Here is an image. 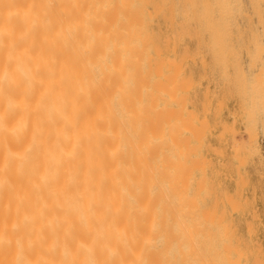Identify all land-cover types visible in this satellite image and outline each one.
<instances>
[{"label":"bare ground","instance_id":"1","mask_svg":"<svg viewBox=\"0 0 264 264\" xmlns=\"http://www.w3.org/2000/svg\"><path fill=\"white\" fill-rule=\"evenodd\" d=\"M148 1L0 0V264H243Z\"/></svg>","mask_w":264,"mask_h":264},{"label":"rangeland","instance_id":"2","mask_svg":"<svg viewBox=\"0 0 264 264\" xmlns=\"http://www.w3.org/2000/svg\"><path fill=\"white\" fill-rule=\"evenodd\" d=\"M148 2L150 12L155 5L162 12L153 25L156 40L170 44L166 54L176 63L175 71L184 69L180 71L184 82L192 78L189 84L182 82L188 88L191 84L182 92L186 114L195 112V127L204 131L203 138L194 136L195 141L192 134L199 133L197 129L186 134L193 147L199 144L192 158L199 162L191 160L190 178L194 189L202 188L200 208L205 215L213 206L215 222L222 226L226 222L231 233L235 229L230 237L235 246L240 241L243 264H264V0Z\"/></svg>","mask_w":264,"mask_h":264}]
</instances>
